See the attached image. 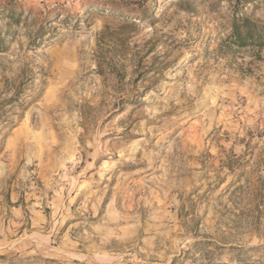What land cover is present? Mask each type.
Returning <instances> with one entry per match:
<instances>
[{"label":"rangeland","instance_id":"rangeland-1","mask_svg":"<svg viewBox=\"0 0 264 264\" xmlns=\"http://www.w3.org/2000/svg\"><path fill=\"white\" fill-rule=\"evenodd\" d=\"M235 7L0 0V264H264V50L228 44L264 1Z\"/></svg>","mask_w":264,"mask_h":264},{"label":"trees","instance_id":"trees-1","mask_svg":"<svg viewBox=\"0 0 264 264\" xmlns=\"http://www.w3.org/2000/svg\"><path fill=\"white\" fill-rule=\"evenodd\" d=\"M141 1L142 0H122V2L131 5L138 4ZM261 1L264 0H235V8L239 9L241 5ZM228 44L240 50H244L247 48H255L260 51L264 50V20L247 16L243 12L237 14L236 11L234 19L232 21V32L228 37ZM0 52H2L1 49ZM46 264L60 263L55 260H48L46 261Z\"/></svg>","mask_w":264,"mask_h":264},{"label":"crops","instance_id":"crops-1","mask_svg":"<svg viewBox=\"0 0 264 264\" xmlns=\"http://www.w3.org/2000/svg\"><path fill=\"white\" fill-rule=\"evenodd\" d=\"M13 241H15V240H13ZM0 242H3V241L0 240ZM3 243H5V241H4ZM10 243H11V241L9 242V244H10Z\"/></svg>","mask_w":264,"mask_h":264}]
</instances>
